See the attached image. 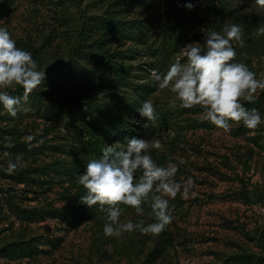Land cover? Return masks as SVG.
Returning a JSON list of instances; mask_svg holds the SVG:
<instances>
[{"label":"rangeland","instance_id":"374dc122","mask_svg":"<svg viewBox=\"0 0 264 264\" xmlns=\"http://www.w3.org/2000/svg\"><path fill=\"white\" fill-rule=\"evenodd\" d=\"M114 2L0 0V27L32 54L46 77L24 104L27 113L14 118L0 105V264H261L254 257L252 263L241 259L264 254V120L255 130L230 121L225 132L205 120L199 106L184 109L177 101L170 108L174 94L151 78L152 70L163 73L177 59L186 62L181 49L204 45L206 31L222 33L237 24L243 36L242 24L206 20L166 50L161 30L176 16V9L170 11L174 0ZM189 2L188 11L205 15L202 2ZM230 7L248 19L264 16L255 0H230ZM109 10L124 29L101 28L98 18H107ZM99 46L110 56L107 66L85 55ZM233 62L257 70L260 79L264 58L243 54ZM3 90L23 95L20 86ZM263 95L257 91V98ZM146 100L154 105V124L139 114ZM118 110L128 112L134 135L111 131L108 112ZM102 130L109 134L106 146H123L133 137L160 140L161 149L148 150L152 159L159 166L177 164L178 183L193 179L194 196L169 198L173 219L160 234L105 236L107 211L80 202L86 190L78 177L102 156L104 148L93 142ZM28 135L34 136L31 147L24 140ZM250 150L253 159L245 165ZM18 157L23 165L9 174L8 162ZM142 206L139 216L121 205L120 223L154 222L149 203Z\"/></svg>","mask_w":264,"mask_h":264},{"label":"clouds","instance_id":"9594fccd","mask_svg":"<svg viewBox=\"0 0 264 264\" xmlns=\"http://www.w3.org/2000/svg\"><path fill=\"white\" fill-rule=\"evenodd\" d=\"M255 3L264 8V0H255ZM186 7L192 8V4ZM260 34H264V29ZM204 40V45L193 42L181 49L186 62L177 59L163 73L152 70V80L159 89L174 94L169 100L170 108L175 109L177 101L184 109L199 106L203 118L225 132L231 130L230 121L255 130L262 123L261 114L256 108H246L242 101L255 102L257 91L264 90V72L257 79L256 73L245 64L233 62L236 58L233 41L243 46L240 26H226L222 33L206 31ZM45 78V71L38 70L32 54L18 48L9 31L0 27V105L11 117L30 110L24 104ZM16 86L22 87V96H13L3 90ZM138 111L148 122L154 124L158 119L151 100L144 101ZM24 140L31 147L34 136L28 135ZM150 147L161 149L163 145L160 140L149 143L145 138L133 137L123 146L119 142L105 146L102 156L89 161L85 172L79 175L78 183L86 190L80 202L89 208L98 205L100 211H107L110 223L104 226L105 236L120 237L125 232L136 231L143 235H158L173 219L168 211L169 198H175L177 194L184 199L190 193L195 195L191 191L195 186L193 179L189 177L183 183L176 182L178 165L169 162L166 167L159 166L148 154ZM22 165L19 157L15 162L9 161L7 172L12 174ZM145 203L150 205L154 222L147 225L143 221L120 223L121 205L131 207L137 215L143 216L142 205Z\"/></svg>","mask_w":264,"mask_h":264},{"label":"trees","instance_id":"16d2710c","mask_svg":"<svg viewBox=\"0 0 264 264\" xmlns=\"http://www.w3.org/2000/svg\"><path fill=\"white\" fill-rule=\"evenodd\" d=\"M205 5V15L203 17L196 15L195 13H191L187 10L186 5L190 4L189 0H174L172 8L170 11L175 10L174 14L176 15L174 19L169 18V20L163 25L161 33L163 35V43L165 45L166 50H169V47H177L182 37L187 29L190 27H195L202 25L206 20L210 23H214L217 20L227 19L228 21H237L241 23L243 28V46L237 42V45L234 47L236 50V57H240L243 54H246L250 57H255L257 59L264 58V34H260V30L264 29V16L261 15L259 17H254L252 19H248L245 16H238L230 7V0H199ZM123 2V0H115L113 6L119 5V3ZM169 13V12H166ZM108 17L104 20L98 18L99 25L104 31L109 33H115V31H119L121 26L124 29L125 25L122 20H118L113 12L110 10L106 13ZM173 14V15H174ZM92 21V19H90ZM97 21V20H95ZM83 32L81 37L85 36ZM84 40V39H82ZM98 52H93L88 49L84 50L85 55L92 60L98 66H107L110 64V56L103 50L101 46H99ZM163 50V51H166ZM167 52L163 53L166 55ZM92 71L94 73H98L99 69L95 66ZM254 73H258L257 70H252ZM261 72H264V65L261 68ZM36 94V93H34ZM37 95V94H36ZM264 95L257 98L254 103L247 102L245 104L246 108L252 109L256 108L261 114L262 120H264ZM118 110V111H110L108 112L109 118L111 119L110 127L111 131H115L117 134L130 136L134 135L135 130L133 129L132 124L128 119V112ZM248 130V128H245ZM245 130V131H246ZM107 131L102 130L100 136L97 139H94L93 142L96 143L97 147L101 146L102 149L106 146V142L108 140ZM106 141V142H105ZM103 151V150H102ZM253 159L252 151L250 150L247 154L246 160H244V164L248 165L247 161ZM262 194V193H261ZM245 199L250 200L252 197L246 196ZM263 241V240H262ZM264 247V242L262 244ZM253 257L257 259L258 263L264 264V254L261 255H246L242 257L241 260L246 261V263H252Z\"/></svg>","mask_w":264,"mask_h":264}]
</instances>
